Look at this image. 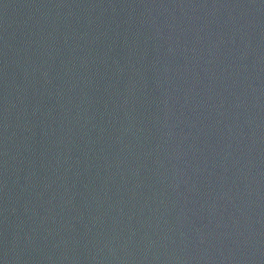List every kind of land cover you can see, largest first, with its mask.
Listing matches in <instances>:
<instances>
[{"label": "water", "instance_id": "1", "mask_svg": "<svg viewBox=\"0 0 264 264\" xmlns=\"http://www.w3.org/2000/svg\"><path fill=\"white\" fill-rule=\"evenodd\" d=\"M0 264H264V0H0Z\"/></svg>", "mask_w": 264, "mask_h": 264}]
</instances>
